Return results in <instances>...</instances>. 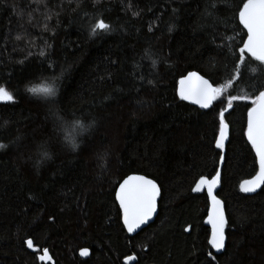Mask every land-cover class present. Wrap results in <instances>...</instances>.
I'll list each match as a JSON object with an SVG mask.
<instances>
[{
    "label": "trees",
    "instance_id": "16d2710c",
    "mask_svg": "<svg viewBox=\"0 0 264 264\" xmlns=\"http://www.w3.org/2000/svg\"><path fill=\"white\" fill-rule=\"evenodd\" d=\"M45 2L0 0V87L15 98L0 101V143L7 145L0 149V264H123L129 255L133 264H264V185L253 195L240 189L257 173L245 139L248 102L225 113L222 151L216 139L225 105L201 110L176 92L190 71L214 86H227L231 73L226 95L264 84L253 71L258 62L233 67L239 0ZM96 19L111 30L91 35ZM42 86L57 96L29 91ZM75 119L91 127L79 134ZM72 135L77 150L65 139ZM222 155L217 196L228 223L216 254L203 223L207 197L192 189L216 174ZM130 174L161 187L154 222L132 237L114 197ZM44 248L50 261L39 260Z\"/></svg>",
    "mask_w": 264,
    "mask_h": 264
},
{
    "label": "snow or ice",
    "instance_id": "6c2138e0",
    "mask_svg": "<svg viewBox=\"0 0 264 264\" xmlns=\"http://www.w3.org/2000/svg\"><path fill=\"white\" fill-rule=\"evenodd\" d=\"M37 4H44L47 8L45 0H35ZM99 0H97V3ZM215 7V5H213ZM138 15V13H134ZM49 15H45V19H49ZM233 18L238 22L240 32V44L238 54L233 67L243 65L245 68L250 66L252 60L258 62L257 68L253 71H259L264 74V0H239L235 6ZM29 20H31V12H29ZM45 30L48 26L45 24ZM111 30V26L104 19H96L90 26V34L98 35L102 32ZM17 39H20L18 36ZM231 47V46H229ZM44 55L43 51L40 53ZM238 62V63H237ZM156 61H153L155 66ZM238 78H242V73L235 74ZM152 83V81H149ZM217 81L205 78L204 75L196 71L187 72L181 75L178 81V95L181 100L191 101L195 105H199L202 109H208L214 102L225 105V108L219 112V136L216 139V147L223 148L224 142L228 139L229 124L225 120V113L232 110L234 102L247 101L245 104L247 128L246 136L251 148L255 151V160L258 161L259 171L250 179L240 184L241 191L255 192L257 188L264 185V84L249 95H226V88L232 84V74H229L228 85L221 84L214 86ZM33 94L41 93L45 98H55L57 89L52 86L33 87L29 89ZM14 95L6 88L0 87V101H14ZM54 102V100H53ZM73 115H75L73 113ZM63 125L65 121L58 117ZM73 127L78 130L79 134L87 132L91 125L85 124L80 119H75ZM70 143L73 150L79 148V142L75 135L65 137ZM7 145L0 143V149L6 148ZM44 158H50L49 153L44 150L42 152ZM221 160L223 157L221 156ZM221 181L220 171L211 178L201 177L195 183L192 189L194 192H202L207 190V198L210 201V208L207 214V223L211 226L210 238L208 244L215 250L219 251L225 247V227L228 223L225 215V207L223 202L214 194V190ZM161 196V187L147 175L132 174L126 175L119 183L115 193V198L119 202V209L122 213L123 227L128 233H136L142 225H146L157 212L158 198ZM29 249L34 248L32 239L26 240ZM80 255H89L87 248L80 252ZM47 248L43 249V254L39 256L40 261L51 260ZM134 255L127 256V261H136Z\"/></svg>",
    "mask_w": 264,
    "mask_h": 264
},
{
    "label": "water",
    "instance_id": "95a60500",
    "mask_svg": "<svg viewBox=\"0 0 264 264\" xmlns=\"http://www.w3.org/2000/svg\"><path fill=\"white\" fill-rule=\"evenodd\" d=\"M177 89H178V84H177ZM177 92V95H178V91H176ZM178 97H179V95H178ZM184 101V100H183ZM186 103H188V104H190V105H192V106H194V107H196V108H198V109H201V110H207V109H202V108H200V106L199 105H195V104H193V103H191V101H185ZM210 108V107H209ZM208 108V109H209ZM246 128H247V126H246ZM218 136H219V134H218ZM218 138V137H217ZM228 139H229V130H228ZM228 139L224 142V147L221 149L222 151H224V148H225V146H226V144H227V142H228ZM245 139H246V142L248 143V145L250 146V148H251V144L248 142V140H247V136H246V132H245ZM252 149V148H251ZM252 151H253V153H254V155H255V151H254V149H252ZM222 157H223V155H222ZM221 166H222V160H221V163H220V166H219V168H218V171H220V173H221ZM259 171V165H258V161H257V172ZM130 175H132V174H130ZM139 175H141V174H139ZM254 177V176H253ZM252 177V178H253ZM251 178V179H252ZM248 180H250V179H248ZM122 182V181H121ZM221 182V181H220ZM118 186H119V184H118ZM118 186L116 187V190L118 189ZM263 185H261L259 188H257L256 189V191L255 192H248V193H245V194H249V195H253V194H255L256 192H258L259 191V189L262 187ZM195 187V186H194ZM219 188H220V183L217 185V187L215 188V190H214V194H216L217 195V192H218V190H219ZM116 190H115V193H116ZM243 192V191H242ZM193 193L194 194H200V193H205V195H206V197H207V190L205 189L204 191H202V192H194L193 191ZM114 197H115V194H114ZM161 197V196H160ZM160 197L158 198V205H157V212L154 214V216H153V218L146 224V225H142L141 226V228L140 229H138L137 230V232L136 233H128L127 232V230H126V228H124L123 227V221H122V213L120 212V209H119V202L116 200V198H115V202H116V205H117V207H118V209H119V212H120V221H121V225H122V227H123V229H124V231H125V233L129 236V237H132V236H135L136 234H138L139 232H141L142 230H144L145 228H147L150 224H152L153 222H154V220H155V218H156V216H157V214H158V206H159V200H160ZM217 198H218V196H217ZM218 199H220V198H218ZM207 200H208V198H207ZM221 200V199H220ZM222 201V200H221ZM223 202V201H222ZM224 204V203H223ZM225 207V206H224ZM209 208H210V201L208 200V209H207V213H206V217H205V219H204V221H203V223H204V225L209 229V238H210V232H211V226L207 223V214H208V210H209ZM226 215V214H225ZM225 244H226V239H225ZM210 246V245H209ZM211 247V246H210ZM212 248V247H211ZM225 248V247H224ZM213 249V248H212ZM83 249H81L80 251H79V253H78V255H79V257L81 258V259H85V258H87L89 255H87V256H82V255H80V252L82 251ZM223 250L224 249H221V250H219V251H217V250H215V249H213V251L216 253V254H221L222 252H223ZM134 263V261H127V258L126 259H124V261H123V264H133Z\"/></svg>",
    "mask_w": 264,
    "mask_h": 264
},
{
    "label": "rangeland",
    "instance_id": "374dc122",
    "mask_svg": "<svg viewBox=\"0 0 264 264\" xmlns=\"http://www.w3.org/2000/svg\"><path fill=\"white\" fill-rule=\"evenodd\" d=\"M38 94H41V93H38ZM4 102V101H3ZM6 102V101H5Z\"/></svg>",
    "mask_w": 264,
    "mask_h": 264
}]
</instances>
